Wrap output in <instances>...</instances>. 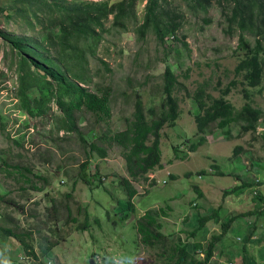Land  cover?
<instances>
[{"label":"rangeland","instance_id":"obj_1","mask_svg":"<svg viewBox=\"0 0 264 264\" xmlns=\"http://www.w3.org/2000/svg\"><path fill=\"white\" fill-rule=\"evenodd\" d=\"M60 1L70 6L86 0ZM134 1L137 22L132 19L128 31H109L113 15L104 21L105 28L96 56L107 61L113 71H106L98 58L91 59L94 71L100 68L105 82L114 85L112 104L115 127H126L125 118L134 111L136 90L141 92L148 106L158 102L156 97L159 92L153 93L151 88L161 81L167 64L189 88L188 92L182 90L178 93L182 113L177 125L166 126L162 130V162L168 164L163 169L148 173L147 179L135 180L130 176L122 150L115 145L110 149L108 158L94 157L87 171L91 177L98 165L104 185L96 187L85 183L81 170L87 157L80 133L66 135L64 131L57 130L55 120L61 115L53 103L51 111L44 116H31L21 109L17 95L19 57L11 49L12 43L9 44L0 35V117L1 123L5 124V129L0 124V148L6 150L10 160L22 153L23 157L19 160L31 162L38 173L42 172L50 178V182L43 185V192L30 189L27 201L22 197V183H16L0 172V191L11 190V194L25 204L23 211L13 212L22 226L29 229L35 225L37 219L32 218V214L39 212L43 218V236L59 243L53 247L49 257L40 256L38 244L35 250L39 259L23 250L19 256L23 264H175L179 259L176 247L182 240L201 245L192 249L193 256L200 261L205 257L204 248L213 236L224 231L222 224L238 216L228 235L224 234L223 239L217 242L215 255L208 264H243L244 258L245 264H264V136L248 134L238 138L235 125L231 126V134L226 133V129L213 128L205 135L198 150L189 151L190 145L202 137L194 117L200 110L190 93L200 82L207 80L217 87L215 90L212 87L210 92L218 97L221 90L236 78L235 67L243 53L238 49V32L231 34L230 24L216 2L208 10H196L183 0H168L165 8L181 13L183 25L177 37L170 36L168 46L171 45L172 49L165 57V48L158 46L153 33H149L144 45L137 39L135 27L144 21L149 0ZM13 3L14 0L10 4L7 0H0V8L10 7ZM4 16L0 12V34H36L41 28L29 13L11 22ZM251 40L254 41L253 38ZM186 70L190 71L189 79L182 76ZM238 78L241 80L242 77ZM97 79L100 80V77ZM243 87L250 93L251 102L263 109L258 128V133H262L264 85L251 87L247 83H239L227 96L236 108L243 107L248 101L244 98ZM83 122L86 126L82 132L89 139V129L95 126L88 120ZM14 139H20L24 145L16 144ZM237 144H241L247 153L245 151V154L233 157ZM176 145L182 146L181 155L189 151L186 159L175 158ZM170 160L173 163H169ZM214 165H219L221 169H211ZM202 170L206 173L200 177ZM222 171L226 174L221 175ZM123 178L132 180L139 192L133 198V212L128 209L129 196L122 184ZM242 179L255 183L238 194L234 189ZM257 180L259 184H256ZM75 182L77 185L73 189ZM69 192L72 197H69ZM51 197L55 203L47 206L51 204ZM159 208H165L167 212L160 218L162 229L154 228V232L161 235L153 244H146L137 230V224L146 211ZM3 209L4 203L0 201V211ZM86 209L90 213V226L82 230L79 226L86 222ZM216 209L220 210L218 220L209 222L196 237L191 236L193 228L199 225V214L212 213ZM248 211L254 212L251 217L240 216ZM7 246L9 249L19 244L11 239Z\"/></svg>","mask_w":264,"mask_h":264},{"label":"trees","instance_id":"obj_2","mask_svg":"<svg viewBox=\"0 0 264 264\" xmlns=\"http://www.w3.org/2000/svg\"><path fill=\"white\" fill-rule=\"evenodd\" d=\"M7 1L8 4L11 3V0ZM183 1L196 10L199 8L208 10L213 2H216L230 24L231 34L238 32V49L243 52L235 67L236 78L221 90L220 96L216 97L210 92L212 87L213 90L217 87L206 79L199 83L192 94L190 93V97L196 100L200 110L194 117L198 133L202 137L198 142L190 145L189 151L198 150L205 140V135L212 132L213 128L226 129V133L231 134V126L235 125L238 128L236 136L238 138L246 137L248 134L255 137L264 136V130L258 133L263 109L251 102L248 90L244 87L242 89L244 98L248 101L241 108H236L227 98L239 83H247L251 87L264 85V0ZM134 3V0L117 2L86 0L66 6L60 0H14L10 7L0 8V12L5 14L4 17L10 22L29 13L41 26L36 34L21 36H12L4 32L0 34L6 42L12 43L11 49L19 57L17 95L20 107L31 116H44L51 111L52 103L57 105L61 115L55 120L57 130L64 131L66 135L73 132L80 133L87 157L82 165L81 175L85 183L90 186L104 185L98 165L94 175L91 177L87 175L91 160L97 156L108 158L110 149L115 145L121 148L127 170L135 180L147 179L148 173L165 168L168 162H162V130L166 126L177 125L182 113L178 93L182 90L189 91L186 82L180 79V75L170 64H167L161 74V81L151 88L153 93L159 92V96L156 97L159 99L158 102L148 106L141 92L136 90L134 111L130 117L125 118L126 127L123 129L115 127L112 104L114 85L112 82H105L100 68L94 71L92 60L98 58L96 55H98V45L105 28L104 21L110 15H113V21L109 31L121 29L122 32H126L132 19L137 22ZM167 3L168 0H149L144 21L135 27L136 37L142 41V45L147 41L149 33H153L158 40V46L165 48V57L172 49L171 45L168 46L170 36L177 37L183 25V15L165 8ZM167 49L170 50L167 51ZM98 59L105 65L106 71H113L107 61ZM182 76L189 79L190 71L186 70ZM98 77L100 80L97 79ZM238 77H242L241 80ZM85 120L95 126L89 129V139L82 132L86 126L83 122ZM0 124L5 129V124L1 123V117ZM14 142L24 145L20 139H14ZM181 147L174 146L176 159H186L189 156V151L184 155L179 154ZM245 151L241 144H237L232 156H241L245 154ZM16 157L10 160L6 150L0 148V172L13 178L16 183H22L20 186L21 191L24 192L22 197L28 201L29 190L43 192V185H47L50 178L42 172L38 173L31 162L19 160L23 157L22 153H18ZM169 163H173L172 160ZM214 168L221 169L219 165H214L211 169L214 170ZM200 173L201 177L206 171L202 170ZM220 174L226 173L222 171ZM229 175L236 176L232 173ZM258 182L259 180L256 184H259ZM254 183L242 179L234 191L238 194L242 193L241 191L252 187ZM122 184L129 196L128 209L133 212L135 210L133 198L139 192L129 178H123ZM76 185L77 182L74 183L73 189ZM0 187H2L1 184ZM11 193L9 189L0 191V201L4 203V209L0 211V264H23L19 256L21 250L39 259L38 252L35 250L36 244H38L40 256L49 257L53 247L59 244L58 241L53 242L47 236H43V218L39 212L32 214V218L37 219L35 225L30 226L29 229L21 225L13 212H21L26 206ZM255 193H258L257 190ZM68 195L72 197V193L69 192ZM50 201L51 204L47 206L55 203L53 197ZM67 209L71 214L69 206ZM85 212L86 222L79 226L82 230L90 226L88 223L90 213L87 209ZM252 213L254 212L248 211L241 213L240 216L251 217ZM162 214L167 215L165 208L150 209L140 218L137 230L145 243L153 244L156 239H159L161 234L155 233L154 228L159 231L162 229L163 225L160 222ZM219 215L218 209L212 213L199 214V225L193 228L191 236L196 237L209 222L218 220ZM237 217L234 216L222 224L224 231L213 236L204 248L205 257L200 261L193 256L192 249L201 245L184 243L180 240L179 246L176 247L179 259L175 264H208L215 255L217 242L223 239L224 234L228 235ZM74 221H77V218H74ZM11 239L15 240L19 246L8 249L7 244ZM244 247L246 248V245ZM244 261L246 262L245 258Z\"/></svg>","mask_w":264,"mask_h":264}]
</instances>
